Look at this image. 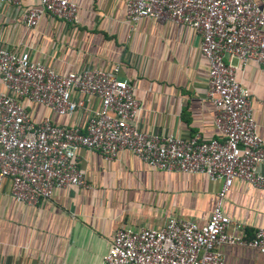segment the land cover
<instances>
[{
  "label": "built area",
  "instance_id": "1",
  "mask_svg": "<svg viewBox=\"0 0 264 264\" xmlns=\"http://www.w3.org/2000/svg\"><path fill=\"white\" fill-rule=\"evenodd\" d=\"M20 9V22L34 28L44 16L76 24L71 0H0ZM151 18L185 26L199 37L207 61L206 98L222 139H187L172 133L146 132L136 125L140 105L133 85L119 78V65L109 70L83 68L63 74L33 60L27 51L9 50L0 39V190L16 202L34 205L66 186L87 188L78 166L79 149L106 160L127 150L149 168L203 174L221 180L203 222L167 216L160 227L115 230L104 264H224L221 246L248 247L264 253V227L249 237L233 223L221 204L236 179L264 191V141L256 132L249 93L236 79L237 66L259 64L264 76V8L256 0H127L124 22L133 28ZM238 61V65L232 61ZM91 98L99 102L86 109ZM39 104L57 116L87 111L82 125L54 123L49 116L30 118L26 105Z\"/></svg>",
  "mask_w": 264,
  "mask_h": 264
},
{
  "label": "crops",
  "instance_id": "2",
  "mask_svg": "<svg viewBox=\"0 0 264 264\" xmlns=\"http://www.w3.org/2000/svg\"><path fill=\"white\" fill-rule=\"evenodd\" d=\"M78 22L44 15L26 29L20 9L0 5V39L9 50L30 57L63 74L83 68L109 70L119 65V78L131 83L141 109L136 125L146 132L172 133L182 139L216 138L215 110L206 98L207 61L199 37L169 21L142 18L133 28L124 22L127 0H71ZM264 8V0H256ZM37 0H21V8ZM238 65V61L233 60ZM249 93L256 132L264 141V76L253 60L235 71ZM1 89V85H0ZM91 98L86 109L98 107ZM34 121L47 115L57 124L85 122L87 111L57 116L39 104L26 105ZM77 162L87 188L53 190L34 205L8 197L7 181L0 190V264H104L115 230L160 227L167 216L203 222L212 208L221 180L203 174L149 168L127 150L106 160L79 149ZM264 174V162L258 165ZM221 210L244 225L249 237L264 227V191L234 179ZM224 264H264V253L248 247L221 246Z\"/></svg>",
  "mask_w": 264,
  "mask_h": 264
}]
</instances>
